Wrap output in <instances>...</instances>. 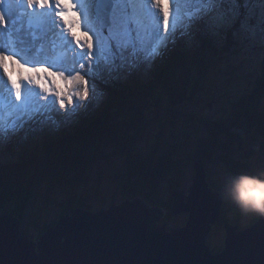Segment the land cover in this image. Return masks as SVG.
<instances>
[{
    "label": "trees",
    "instance_id": "obj_1",
    "mask_svg": "<svg viewBox=\"0 0 264 264\" xmlns=\"http://www.w3.org/2000/svg\"><path fill=\"white\" fill-rule=\"evenodd\" d=\"M243 17L244 13L231 28L227 27L222 42L218 34L200 23L199 27L210 35L206 33L204 38L196 35L191 41L185 35L174 45L169 43L154 62H145L125 71L127 74L121 77L111 78V85L106 87L98 79L99 93L95 100L72 122L56 116L61 120L55 125L49 121L30 123L7 142L0 138V215L11 214L23 222L40 187L48 185L51 190L67 185L75 189L85 182L89 169L96 163L123 157L127 168L123 179L117 182L124 190L123 201L142 198L152 207H162L166 213L162 224L168 223L172 218V193L182 188L186 177L185 159L178 158L177 151L159 152L156 145L149 154L136 152L150 123V115H160L162 110L172 124L185 114L187 126H191L189 119H194L205 132L198 137L194 153L188 156L194 165L201 159L207 170L216 158L225 166L228 176L250 171L249 156L256 151L239 159L235 156L237 148L244 152L249 135H264V58L252 66L244 65L243 60L236 61L242 57V44L247 41V37L241 35ZM223 61L227 63L224 65ZM220 65L226 66L221 72L226 74L224 78L231 86L236 84L240 90H247L231 101L233 112L219 119L183 113L181 108L205 88L211 73ZM246 67L251 71L244 72ZM178 144L176 142V147ZM165 182L171 193L168 199L161 191ZM210 186L222 194L219 187ZM67 205L63 215L74 209L92 211L86 197H70ZM229 211L234 214L232 219L227 218ZM242 219L241 211L235 210L231 200L226 199L222 221L214 229H223L226 223L240 224ZM51 227L53 225L45 226L41 236Z\"/></svg>",
    "mask_w": 264,
    "mask_h": 264
},
{
    "label": "snow or ice",
    "instance_id": "obj_2",
    "mask_svg": "<svg viewBox=\"0 0 264 264\" xmlns=\"http://www.w3.org/2000/svg\"><path fill=\"white\" fill-rule=\"evenodd\" d=\"M163 2L68 0L65 4L64 0H55L53 7L51 0H0V68L7 75V80L0 76V138L7 142L30 123L51 121L55 124L53 113L65 119L78 115L80 108L87 109L95 100L97 80L103 76L115 78L114 74L119 75L145 62H154L163 55L169 43L174 45L178 39L190 35L197 25L208 23L220 14L235 22L243 15L241 6L245 9L253 4L264 6V0H168L170 10L160 9ZM65 8L69 11L76 9L74 22L69 21ZM256 15L264 29V7L259 8ZM57 17L64 21V25L58 23ZM81 17L85 25L83 35L87 37L83 44L73 28V24L75 28L80 27ZM246 19L241 20L242 27ZM65 25L74 44L64 35ZM56 37L64 41L63 58L57 57L56 62L48 63L47 57H40L46 43L56 56ZM85 45L87 51L83 50ZM69 51L75 53L70 63L67 61ZM16 58L26 63L35 60L39 64L48 63V67L55 66L60 77L69 84L82 85V91L67 95L69 108H66L63 92L56 93L51 99L48 95L41 97L29 87L34 78H24L27 83L23 85L12 81L6 61L12 59L15 64L18 62ZM44 91L48 92V89L44 88ZM73 95L77 97L75 105ZM60 109L64 111L61 113Z\"/></svg>",
    "mask_w": 264,
    "mask_h": 264
},
{
    "label": "water",
    "instance_id": "obj_3",
    "mask_svg": "<svg viewBox=\"0 0 264 264\" xmlns=\"http://www.w3.org/2000/svg\"><path fill=\"white\" fill-rule=\"evenodd\" d=\"M189 194L172 193V217L188 215L185 227L162 224L166 213L144 199L106 209H74L38 242L23 234L22 221L0 215V264H264V218L242 229L224 224V249L208 238L222 221L226 198L211 188L203 160L194 165ZM232 202V201H231ZM235 210L239 208L232 202Z\"/></svg>",
    "mask_w": 264,
    "mask_h": 264
},
{
    "label": "rangeland",
    "instance_id": "obj_4",
    "mask_svg": "<svg viewBox=\"0 0 264 264\" xmlns=\"http://www.w3.org/2000/svg\"><path fill=\"white\" fill-rule=\"evenodd\" d=\"M160 6L163 8H169L171 10L168 0H164ZM225 7H227V5ZM261 7L264 6L253 4L250 5L248 9L241 8V12L244 13L243 19L247 17L246 22L243 25L241 35L247 37L245 38L247 41L242 44L244 49L241 51L242 57H239L236 61L243 60L245 62L244 65L249 64L252 66L256 63H261L262 59L264 58V52H261V49L264 46V29H262L258 23L256 15V12ZM67 12L68 14L66 13V15L68 16L69 21L71 20L70 22H74L76 20V15H74L76 9L73 8L70 11L67 10ZM56 19L60 18L57 17ZM80 20V27L75 28V25L73 24V28L76 31V36L80 37L81 43L83 44L87 37L83 35L85 26L84 18L81 17ZM201 24H204L210 32H213V34H218L217 36H219L222 42V38L225 36L223 35V32L227 29V27H232L233 21L228 19L226 15L220 14L216 18L210 20L208 23ZM66 27H63L64 35L68 38V40H73L68 28L66 29ZM206 33L207 32L203 31L199 25H197L191 34L186 36L188 37V41H191L196 35L203 36L204 38ZM89 35H91V33H89ZM207 35L210 34L207 33ZM239 38L244 40L243 36H239ZM94 41L95 37H93V42ZM63 46L64 41L60 37H56V56H53V50L50 48L49 44L46 43L40 58L44 59L47 57L48 63L56 62L57 57L63 58ZM79 50L80 49H77V51ZM83 50L87 51L86 45L84 46ZM74 54L75 53L72 51L68 52L67 61L69 63L71 62ZM16 59L18 62L15 64L13 63L12 59L6 61L8 64V72L11 74L12 81H16L23 85L27 83V79L24 78H34L33 83L29 85V87L32 88L33 91L37 92L41 97L48 95L49 99H51L56 93L63 92L65 94L64 99L66 108H69L71 106L67 104V95L77 90L82 91V85L69 84L67 80L60 77L59 73L56 72L55 66L48 67V63L39 64L36 63L35 60H33L31 63H26L22 59ZM226 63L227 61L222 62L224 65ZM33 64H35V67ZM21 65H23V67ZM225 67L226 66L220 65L215 70H213L205 84V88L200 91L193 100L189 101L181 108L183 113H197L203 115L205 118L219 119L221 116L228 117L233 112L231 101H235L239 95L244 94L247 90L245 88L240 90L236 84H234L235 86H231V84L228 83V80L224 78L226 74L221 72L225 69ZM243 71H251V68L246 67ZM81 73H83V70H81ZM124 74L127 73L122 72L119 75L114 74V77H121ZM0 76L7 80V75L4 74L3 68H0ZM65 76H67V73H65ZM111 78L113 77H102L100 78L102 80L100 82L106 87L108 84L111 85ZM85 79L88 78L85 77ZM36 80H39L40 83H35ZM89 84H91V81H89ZM41 85H43V88ZM44 88H47L48 92H45ZM97 93H99L98 87ZM76 102L77 97L73 95V105H75ZM41 103H45V101L41 100ZM80 103L87 104L88 102ZM262 106L264 107V101ZM56 107L58 108V104ZM59 111L62 113L64 109H60ZM84 111H86L85 108H80L79 114L69 118V120H73ZM53 115L55 116L57 123H59L61 119L56 118V116L63 118V116L56 113H53ZM193 120L194 119H189V122L191 121V126L189 127L185 124V114H182L174 124H172L171 118L168 116L165 110H162L160 115H150V123L142 134L141 139L138 142V149L136 150L137 153L145 155L149 154L152 150V147L156 145L159 147V152L162 150L177 151L179 156L178 158L185 159L184 170L186 177L183 181L181 189L187 194H189L190 188L193 185L192 178L195 175L194 163L189 159L188 156L194 153L193 150L197 145L198 137L205 134L204 131L199 129L198 122ZM49 122L52 123L51 121ZM185 132L188 133V135H186ZM190 134H192V137H189ZM176 142H179L177 147ZM244 146V152H240L239 148L236 149V159L248 156L250 153H252V150L256 151V154L249 156V161L251 164L250 171H247L244 174H256L257 172L264 170V135L261 133L249 135V137H247L245 140ZM126 164L127 163L123 157L106 158L105 160L93 165L92 168L89 169L88 174L85 176V182L75 189L67 185H58L51 190L46 187L48 185L40 187L37 190V194L30 207L28 208L25 220L22 222V232L29 235L32 240L38 242L45 226H55L59 222L65 208L68 206L67 204L70 197H76L78 199L82 197L88 198L92 211H99L101 209L109 208L114 202L116 204L122 203L124 190L119 188L117 182L123 179V175L127 168ZM227 177L229 176L228 173H226V168L220 162V160L215 158L207 166V178L209 184L219 187L225 198L224 185ZM161 191L165 199L170 197L171 193L167 182L162 184ZM241 213L243 214V219L239 225L242 229L249 227L252 224V221L258 217L251 214H245L242 211ZM233 217L234 214L229 211L227 218L232 219ZM187 221V214H182L178 217H172L171 220L168 221V228L177 229L185 227ZM225 237L226 233L224 227L223 229H214L208 238L209 247L215 250L216 248L224 247Z\"/></svg>",
    "mask_w": 264,
    "mask_h": 264
},
{
    "label": "clouds",
    "instance_id": "obj_5",
    "mask_svg": "<svg viewBox=\"0 0 264 264\" xmlns=\"http://www.w3.org/2000/svg\"><path fill=\"white\" fill-rule=\"evenodd\" d=\"M224 194L243 213L264 218V170L227 177Z\"/></svg>",
    "mask_w": 264,
    "mask_h": 264
},
{
    "label": "bare ground",
    "instance_id": "obj_6",
    "mask_svg": "<svg viewBox=\"0 0 264 264\" xmlns=\"http://www.w3.org/2000/svg\"><path fill=\"white\" fill-rule=\"evenodd\" d=\"M64 2H65V4H67V0H64ZM73 2H75V0H73ZM51 3H52V5H53V7L55 6V0H51ZM61 7H63V5L61 6ZM160 7V9H163V7L162 6H159ZM73 9V8H72ZM71 9V10H72ZM67 10H69L68 8H66V9H64V11H65V13H67L68 14V12H67ZM57 11H59V9H57ZM69 15L71 16V14L69 13ZM163 15V13H162V11H161V16ZM57 21H58V23L59 24H61V25H64V21L63 20H61V19H57ZM71 21V20H70ZM64 27H66V25L64 26ZM66 29H67V27H66ZM70 33V32H69Z\"/></svg>",
    "mask_w": 264,
    "mask_h": 264
}]
</instances>
